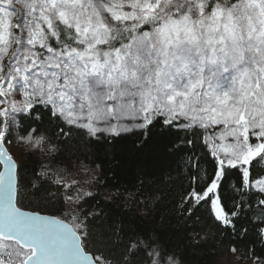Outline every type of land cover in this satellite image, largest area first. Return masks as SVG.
<instances>
[{
	"label": "rangeland",
	"instance_id": "1",
	"mask_svg": "<svg viewBox=\"0 0 264 264\" xmlns=\"http://www.w3.org/2000/svg\"><path fill=\"white\" fill-rule=\"evenodd\" d=\"M172 2L161 6V0H109L103 8L115 18L148 20L164 13ZM83 3L90 10L82 11L80 0H0V116L8 109L13 123L14 114L28 107L29 96H44L57 85L56 77L63 76L61 86L48 96L56 99L64 119L84 118L92 125L115 116V126L123 130L124 117L150 114L158 106L189 115L192 123L221 124L220 131L206 135L218 174L222 164L239 163L250 158L249 153L264 150V144L248 143L252 135L264 137V6L251 19L239 13L234 21L228 16L221 20L224 13L219 7L195 22L186 15L173 19L170 13L154 29L138 32L111 49L102 46L108 30L98 7L92 0ZM127 3L133 11H122ZM41 7L44 15L71 25L81 44L64 53L41 52L36 28ZM138 126L136 121L131 124ZM4 130L1 127L0 132ZM15 136L16 144L6 146L15 161L19 147L40 143L39 136ZM216 185L217 179L206 192L215 194ZM253 185L264 190V179ZM212 208L222 219L216 195ZM28 253L15 242L0 239V264H22ZM220 264L262 263L225 250Z\"/></svg>",
	"mask_w": 264,
	"mask_h": 264
},
{
	"label": "trees",
	"instance_id": "2",
	"mask_svg": "<svg viewBox=\"0 0 264 264\" xmlns=\"http://www.w3.org/2000/svg\"><path fill=\"white\" fill-rule=\"evenodd\" d=\"M41 8L36 23L39 50H56L57 41L65 49L79 46L63 39L62 32L65 29L57 22L65 26L69 24L54 15H44V8ZM168 16L170 12L159 13L148 20L123 18L134 22L119 27H113L103 20L108 36L102 46L114 49L123 45L139 32L137 29L140 25L148 23L147 30H152ZM156 20L160 23H155ZM16 27L13 24L14 34L18 33ZM70 30H74L72 26ZM149 112L152 119L155 118L154 113L163 112L169 117L174 115L158 106ZM20 114L21 111L14 114V124L7 117L11 125L9 135L12 141L7 146L16 144L15 135L39 136L40 143L18 148L17 204L22 208L52 213L68 220L80 233L84 249L91 252L100 264H109V261L115 264V257L124 247L107 244L108 240L114 239L112 233L117 223L170 245L174 251V264H220L223 252L232 248L238 249L234 253L245 261H258L255 255H264V247L255 232L244 234L241 231L242 227L248 226L253 210L258 207L256 198L259 197L241 202L236 194L239 174L235 171H228L227 183L216 196L223 216L225 213L221 207V198L229 208L235 205L236 212L240 213L233 220V226H225L218 217L221 222L216 221L206 204L195 208L191 216L187 212L183 215L177 212L176 205L182 195L193 187V183L195 189L202 191V194L196 190L190 193L197 202L210 193L206 192L210 185L206 181L213 175L214 169L217 192L223 170L226 165H230L222 164L218 174V161L208 143L205 147L193 137L192 147L181 152L170 145L177 135L183 137L184 133H177L174 129L165 131L159 125L151 129L146 141L139 130L118 137L99 136L94 139L81 138L73 133L71 139L65 140L63 137L57 138L56 125L43 133L23 130ZM204 140L207 142L206 136ZM256 163L254 160L252 164V179L255 181L258 180L256 177L264 175V168L256 167ZM190 168L194 171H189ZM38 172L41 187L39 192H35L33 181ZM192 176L198 182L191 181ZM248 179L245 172V187ZM252 187L256 188L254 185ZM88 193H92V196H87ZM101 237L105 241L103 244L99 242ZM250 249L255 250V255L249 252Z\"/></svg>",
	"mask_w": 264,
	"mask_h": 264
},
{
	"label": "snow or ice",
	"instance_id": "3",
	"mask_svg": "<svg viewBox=\"0 0 264 264\" xmlns=\"http://www.w3.org/2000/svg\"><path fill=\"white\" fill-rule=\"evenodd\" d=\"M92 2L93 5L98 7L101 19L113 27H119L121 25L127 26L134 22L125 20L123 18L115 19L111 13L103 10V6L108 4L109 0H92ZM152 2L154 3L155 0H152ZM165 2L166 0H161V6H163ZM201 6H203V12H201ZM261 6H264V0H195V2L194 0H173L172 3L168 4V8L165 9V12H170L173 19H179L181 16L186 15L193 22H195L200 19L201 16H211V13L219 7L224 13V15L221 16V20H224L225 16H228L234 21L236 14L239 13H245L247 14V17L251 19L252 13L258 11ZM79 7L82 11L90 10V6L86 7L83 3V0H80ZM122 11H133L132 4H124L122 6ZM261 22L264 23V20ZM57 23L61 28L65 29L62 32V36L66 42H70L72 45L81 44V41L76 38L78 34L75 32V30H70L71 25L65 26L59 21ZM155 23L159 24L160 21L156 20ZM148 28V23H144L140 25L137 31L144 32ZM254 30L255 29H253V31ZM15 31L18 32V29ZM53 39L55 40L56 38L53 37ZM56 50L62 53L65 52V48L59 45V41H57ZM56 79L58 80L57 85L51 89H48L44 96H37L34 99L30 97V105L26 108V110L21 109L19 120L21 124H23V130L30 131L32 133H43L56 125L57 138L63 137L65 140L71 139L73 133H76L81 138L94 139L99 136L118 137L122 134L132 133L136 130H139L142 135H144V139L146 141L151 129L156 125H159L165 131L168 129H174L177 133H184L183 137L177 135L176 140L170 145V147L178 148L179 151L184 152L192 147V143H194L192 140L193 137H195L196 140L200 141L205 147H207V142L204 140V137L206 135L211 136L221 129V124L212 126L208 124L200 125L192 123L191 116L181 114L180 112H176L171 117L165 115L163 112L154 113V119H152L147 112L143 113L139 117H124L123 120L125 121V126L123 127V130H120L115 126L117 123L115 116L109 117V121L111 122L112 126H109V121L105 120H97L92 125H89L88 121L84 118L73 122L71 120V116L69 119H64L63 111L57 110L56 99L50 98L48 96L49 92H54L56 88L61 86L64 77L59 76L56 77ZM0 100H3V97H0ZM8 114V109H3V115L0 116V126L5 129L3 132H0V144L4 145L5 147L12 142L9 135L11 125L7 119ZM133 121H136V123L140 125L138 129L131 127ZM13 123H15V121H13ZM173 125H176V127H173ZM180 125H184V127H180ZM249 131H258V129L253 130L250 128ZM181 141H183V143H180ZM37 143H39V141H37ZM248 143L264 144V137L252 135L249 138ZM141 147H143V145H141ZM4 152L5 148L0 147V153ZM6 155L8 159H5V156L0 154V165H3V167L8 165L15 167V161L11 157V153L7 152ZM208 155L211 157L210 151ZM249 155L250 158H244L242 162L225 166V169L223 170L224 174L221 176V183L218 186L217 192L215 194L210 192L204 197L203 200L197 202L190 193L191 191L196 190L198 194H202V191L195 189V183H193V187L189 190V192H186L182 195L180 202L176 205V210L181 215L187 212L189 216H191V213L195 208L206 204L209 208L211 216L216 221L221 222V219H218L216 214L212 212V199L214 195H219L223 186L227 183L228 171H235L239 174L238 183L236 185V194L238 197H240L241 202H248L250 198L259 197V199L256 198V204L258 207L256 210H253L252 217L248 221V226L242 227L241 231L244 234H247L249 231H254L261 242V246L264 247V190L252 187V185L255 183V180L252 179V164L255 160L257 162L256 167L264 168V159H260L261 157H264V150H261L258 154L252 155L249 153ZM196 166H199L198 160L196 162ZM189 171H194V169L190 168ZM245 172H247L249 178L247 187H245L244 180ZM39 179L40 174L38 172L36 179L33 181V188L35 192H39L41 187ZM256 179H264V177H256ZM190 180L198 182L195 176L190 177ZM214 180L215 169L213 175L207 178L206 183L211 184ZM10 192L12 193V199L14 202V188L11 184V181L9 180L6 187L4 181L0 180V228L5 227L6 225L9 227H15L22 222L24 217L29 216L28 213L17 209V211H19V218H6L5 202L9 198ZM249 192H251V195H249ZM87 196L91 197L92 193H88ZM221 207L225 213V215L222 217L221 223L225 226H233V220L240 215L239 212H236L235 205L232 208H229L224 202V199L221 198ZM92 215L95 216V214ZM29 219L39 221L44 219V217L40 216L39 214H33L32 217H29ZM112 235L114 236V239L108 240L107 244L124 246L120 254L115 257V264H174V251L172 250L171 246L159 240L158 238L142 234L138 230H135L131 227H125L122 223H117L115 225ZM31 238L34 239L36 244L41 246L42 251L45 249L47 240L43 235L37 232L33 234ZM99 242L102 244L105 243L103 237L100 238ZM64 243L68 244L69 239L65 238ZM69 250L74 252V246ZM231 250L233 252L238 251L236 248H232ZM249 252L255 255L254 249H250ZM32 254L35 255V249H33ZM89 255L91 254L89 253ZM255 258L264 264V255H255ZM30 261L31 257H29L28 260L24 262V264H29ZM37 264H40V262L38 261ZM49 264H57V262L51 261ZM109 264H112V262L109 261Z\"/></svg>",
	"mask_w": 264,
	"mask_h": 264
},
{
	"label": "water",
	"instance_id": "4",
	"mask_svg": "<svg viewBox=\"0 0 264 264\" xmlns=\"http://www.w3.org/2000/svg\"><path fill=\"white\" fill-rule=\"evenodd\" d=\"M0 147L5 148V152L0 154L4 155L5 159H8L6 155V153L9 152L7 147L2 144H0ZM16 172V161L15 167L11 165L3 167V165H0V180L4 181L6 187L9 180L11 181L15 197L13 202L12 193L10 192L9 198L5 202V215L6 218H19L18 209L28 213L29 216L24 217L22 222L15 227L6 225L0 228V239L13 241L23 249L30 251L24 258L22 264H24L29 257H31L29 264H37L38 261L40 264H49L51 261H55L57 264H100L95 260L91 252L84 249L79 232L69 221L51 213L22 208L17 204ZM33 214H39L44 217V219L39 221L29 219ZM37 232L43 235L47 240V244L43 251L41 250V246L36 244L34 239L31 238L33 234ZM65 238L69 239L68 244L64 243ZM73 246L75 248L74 252L69 250ZM33 249H35V255L32 254ZM89 253L91 255H89Z\"/></svg>",
	"mask_w": 264,
	"mask_h": 264
}]
</instances>
